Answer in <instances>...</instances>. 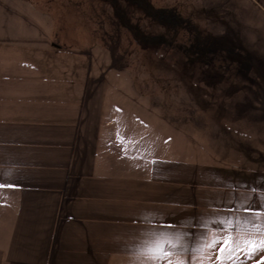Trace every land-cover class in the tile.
<instances>
[{
	"label": "crops",
	"instance_id": "1",
	"mask_svg": "<svg viewBox=\"0 0 264 264\" xmlns=\"http://www.w3.org/2000/svg\"><path fill=\"white\" fill-rule=\"evenodd\" d=\"M16 16L0 2V264H149L156 236L176 245L163 264H264L261 159L148 116Z\"/></svg>",
	"mask_w": 264,
	"mask_h": 264
},
{
	"label": "rangeland",
	"instance_id": "2",
	"mask_svg": "<svg viewBox=\"0 0 264 264\" xmlns=\"http://www.w3.org/2000/svg\"><path fill=\"white\" fill-rule=\"evenodd\" d=\"M1 1L14 28L31 33L30 23L53 45L89 53L110 82L131 85L148 116L205 128L209 148L264 163V0Z\"/></svg>",
	"mask_w": 264,
	"mask_h": 264
},
{
	"label": "snow or ice",
	"instance_id": "3",
	"mask_svg": "<svg viewBox=\"0 0 264 264\" xmlns=\"http://www.w3.org/2000/svg\"><path fill=\"white\" fill-rule=\"evenodd\" d=\"M165 244L169 245V247L165 248ZM175 246V243L166 237L156 236L151 238L146 248V254L150 257L149 264H163L166 258L165 254H171ZM221 251H223V249ZM259 251H264V244H261L259 247L250 245L248 254H255ZM169 264H171V261H169ZM178 264H183V262H178Z\"/></svg>",
	"mask_w": 264,
	"mask_h": 264
},
{
	"label": "trees",
	"instance_id": "4",
	"mask_svg": "<svg viewBox=\"0 0 264 264\" xmlns=\"http://www.w3.org/2000/svg\"><path fill=\"white\" fill-rule=\"evenodd\" d=\"M155 15V14H154ZM152 21L154 20V19H151ZM159 19L157 18V21H158ZM159 22H160V20H159ZM161 35V33L158 35V36H160Z\"/></svg>",
	"mask_w": 264,
	"mask_h": 264
}]
</instances>
